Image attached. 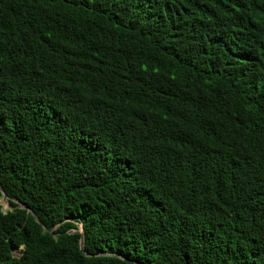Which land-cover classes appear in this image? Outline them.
<instances>
[{
	"label": "trees",
	"instance_id": "obj_1",
	"mask_svg": "<svg viewBox=\"0 0 264 264\" xmlns=\"http://www.w3.org/2000/svg\"><path fill=\"white\" fill-rule=\"evenodd\" d=\"M0 264H264V0H0Z\"/></svg>",
	"mask_w": 264,
	"mask_h": 264
},
{
	"label": "water",
	"instance_id": "obj_2",
	"mask_svg": "<svg viewBox=\"0 0 264 264\" xmlns=\"http://www.w3.org/2000/svg\"><path fill=\"white\" fill-rule=\"evenodd\" d=\"M2 192H3V201L9 205L8 203V196L6 194V192L1 188ZM10 206V205H9ZM24 208H28L27 206H24ZM30 210V209H29ZM31 211V210H30ZM36 219L38 220V222H40V220L37 218V216L35 215ZM41 223V222H40ZM81 247L84 250V238H82L81 240Z\"/></svg>",
	"mask_w": 264,
	"mask_h": 264
},
{
	"label": "rangeland",
	"instance_id": "obj_3",
	"mask_svg": "<svg viewBox=\"0 0 264 264\" xmlns=\"http://www.w3.org/2000/svg\"><path fill=\"white\" fill-rule=\"evenodd\" d=\"M2 204H3L4 211H7V210L11 209V207L8 204H6L4 201H2ZM17 254L19 255L20 253H17Z\"/></svg>",
	"mask_w": 264,
	"mask_h": 264
}]
</instances>
